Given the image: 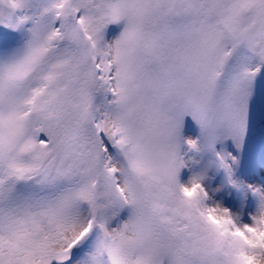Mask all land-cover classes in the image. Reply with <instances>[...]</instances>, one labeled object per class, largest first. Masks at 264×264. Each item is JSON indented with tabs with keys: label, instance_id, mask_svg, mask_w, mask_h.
<instances>
[{
	"label": "snow or ice",
	"instance_id": "6c2138e0",
	"mask_svg": "<svg viewBox=\"0 0 264 264\" xmlns=\"http://www.w3.org/2000/svg\"><path fill=\"white\" fill-rule=\"evenodd\" d=\"M245 174L264 0H0V264H264Z\"/></svg>",
	"mask_w": 264,
	"mask_h": 264
},
{
	"label": "rangeland",
	"instance_id": "374dc122",
	"mask_svg": "<svg viewBox=\"0 0 264 264\" xmlns=\"http://www.w3.org/2000/svg\"><path fill=\"white\" fill-rule=\"evenodd\" d=\"M113 26L116 27L118 32H114V31L109 32L108 29L107 38L109 40L116 38L119 35V33L122 31V27H123V25L121 24V25H110L109 28ZM194 124L195 122L192 120L191 117H186V128H185L186 135L194 136L198 134L199 132L198 126L196 124L194 126ZM193 128L197 129V131L193 130ZM244 178L247 179L249 183L264 181V174L257 176H248L247 174H245ZM217 198L218 199L222 198L225 201L226 206L232 207L233 210H239L244 200L243 195L241 193H237L235 190L224 194H217ZM249 206L250 207L254 206V203L252 202V198L250 195H249Z\"/></svg>",
	"mask_w": 264,
	"mask_h": 264
},
{
	"label": "clouds",
	"instance_id": "9594fccd",
	"mask_svg": "<svg viewBox=\"0 0 264 264\" xmlns=\"http://www.w3.org/2000/svg\"><path fill=\"white\" fill-rule=\"evenodd\" d=\"M194 192H195V189H192L191 192H190V194H192V193H194Z\"/></svg>",
	"mask_w": 264,
	"mask_h": 264
}]
</instances>
